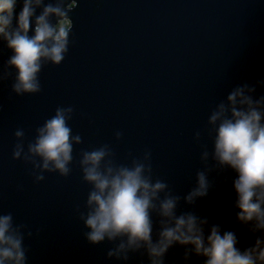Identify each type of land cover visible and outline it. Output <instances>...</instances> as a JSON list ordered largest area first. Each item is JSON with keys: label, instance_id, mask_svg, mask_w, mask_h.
<instances>
[{"label": "water", "instance_id": "obj_1", "mask_svg": "<svg viewBox=\"0 0 264 264\" xmlns=\"http://www.w3.org/2000/svg\"><path fill=\"white\" fill-rule=\"evenodd\" d=\"M71 19L74 42L59 65L42 67L39 93L17 96L11 76L0 82V212L31 230L28 264H117L106 258L107 241L92 245L82 234L76 209L90 185L80 150L107 144L119 163L150 150L153 177L183 196L202 167L201 145L210 151L211 107L236 84L264 79V0H78ZM8 55L0 43V67ZM69 105V124L81 136L71 171L34 182L31 165L12 159L13 133L23 128L27 143L57 106ZM233 175L213 168L207 195L180 207L236 229L244 246L252 236L235 220ZM182 254L169 249L166 264ZM128 264H147L146 257L131 254Z\"/></svg>", "mask_w": 264, "mask_h": 264}, {"label": "clouds", "instance_id": "obj_2", "mask_svg": "<svg viewBox=\"0 0 264 264\" xmlns=\"http://www.w3.org/2000/svg\"><path fill=\"white\" fill-rule=\"evenodd\" d=\"M77 7L78 0H0V43L10 52L0 67V82L11 76L17 96L39 93L42 67L59 65L74 42L71 14ZM258 86L264 88V79L236 84L211 107L206 120L210 151L201 145L202 167L183 196L153 177L150 150L119 163L110 158L107 144L81 149L77 163L90 188L76 213L86 241H107L106 258L117 264H128L134 253L145 256L147 264H166L169 249L177 246L183 249L178 264H191L193 257L200 264H264V94L257 93ZM73 113L71 105L57 106L27 143L23 128L14 131L12 159L31 165L34 182L42 181L45 172L70 173L73 146L81 143L69 124ZM200 136L197 131L194 138ZM213 168L234 174L232 207L236 222L252 236L247 245L241 246L236 229L180 207L181 200L193 205L207 195ZM31 235L12 212H0V264H28L24 241Z\"/></svg>", "mask_w": 264, "mask_h": 264}]
</instances>
